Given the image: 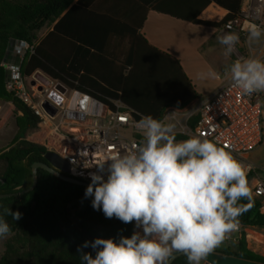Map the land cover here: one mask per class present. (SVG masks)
Listing matches in <instances>:
<instances>
[{
    "label": "trees",
    "instance_id": "trees-1",
    "mask_svg": "<svg viewBox=\"0 0 264 264\" xmlns=\"http://www.w3.org/2000/svg\"><path fill=\"white\" fill-rule=\"evenodd\" d=\"M84 1L75 5L77 0H0V64L10 60L15 46L27 43L35 47V53H27L23 60L24 76L41 71L102 102L121 101L140 121L146 116L163 121L168 110L186 111L200 99L179 62L152 47L140 34L147 4L152 0H131L144 10L141 19L106 13L109 19L102 18L97 30L106 33L62 30L63 23ZM212 3L228 11V15L220 22L199 20V15ZM152 4L161 13L221 30L239 16L243 0H193L186 14L166 10L160 2ZM91 11L98 12V4ZM54 25V30L42 37V32L50 31ZM4 103H12L18 115L15 143L0 152V195H10L32 187V166L47 163L48 151L24 139L38 126L32 112L10 92ZM198 119V115L190 119V129L195 128ZM175 137L177 141L189 138L184 134ZM85 190L40 169L35 190L0 199V217L9 224L12 235L0 264H83L78 248L85 241H118L121 236L133 234L132 223L107 218L102 210L93 209V197H85ZM238 203L247 209L237 217L239 224L264 228V214L256 200L245 197ZM6 209L20 212L21 219L13 220ZM82 250L96 254L91 246ZM216 253L264 264V257L250 251L244 239L238 241L236 252ZM174 264L189 261L183 256Z\"/></svg>",
    "mask_w": 264,
    "mask_h": 264
},
{
    "label": "clouds",
    "instance_id": "clouds-1",
    "mask_svg": "<svg viewBox=\"0 0 264 264\" xmlns=\"http://www.w3.org/2000/svg\"><path fill=\"white\" fill-rule=\"evenodd\" d=\"M247 41L264 35L251 24ZM228 58L240 43L235 32L216 37ZM244 93L264 91V62L256 58L237 59L225 70ZM199 79H218L209 69ZM176 125L151 116L139 122L142 144L123 155L114 154L96 164L85 197H93L92 207L105 217L124 223L135 222L130 237L96 238L78 248L83 264H170L175 253L187 256L189 264H200L214 248L238 227L237 217L247 209L239 205L250 198L245 166L216 143L197 136L177 141ZM110 162V163H109ZM107 179L103 173L105 164ZM13 220L20 212L5 210ZM11 234L9 224L0 217V240ZM91 246L95 256L83 252Z\"/></svg>",
    "mask_w": 264,
    "mask_h": 264
},
{
    "label": "built area",
    "instance_id": "built-area-1",
    "mask_svg": "<svg viewBox=\"0 0 264 264\" xmlns=\"http://www.w3.org/2000/svg\"><path fill=\"white\" fill-rule=\"evenodd\" d=\"M256 24L264 33V0H243L239 16L229 22L222 32H236L247 41V29ZM264 36V35H263ZM251 53L255 51L247 41ZM260 54L251 55L264 62V41ZM27 53L33 55L35 47L20 43L14 47L19 61H7L9 79L7 90L38 119L37 129L24 139L58 154L71 166V176L91 183L90 173L98 172L96 164L114 154H125L137 149L143 142L135 112L121 101L108 103L91 95L71 89L53 80L41 71L24 76L22 63ZM56 111L55 114L53 112ZM198 115L194 129L189 121ZM164 123H173L181 134L208 139L229 150L246 170V178L253 176L250 198L256 200L264 214V183L258 176L251 155L264 147V91L251 95L244 93L229 79L209 99L190 113L170 109ZM110 163V162H109ZM107 167L101 173L107 179ZM133 232L136 228L132 222ZM244 226L238 223L234 233L223 242L237 243ZM211 253H216L214 248Z\"/></svg>",
    "mask_w": 264,
    "mask_h": 264
},
{
    "label": "crops",
    "instance_id": "crops-1",
    "mask_svg": "<svg viewBox=\"0 0 264 264\" xmlns=\"http://www.w3.org/2000/svg\"><path fill=\"white\" fill-rule=\"evenodd\" d=\"M78 1L79 0H77L75 5ZM98 1L99 0H85L81 8L76 11L66 23H63L62 30L84 31V33H106V31H97L101 28L99 22L102 18L108 20L110 17L109 15L116 13L122 14L123 17L141 19L145 14L144 10L136 7L135 3L131 0H104L101 3H97ZM152 1L151 4H147L148 11L145 14V21L140 30V34L152 47L179 62L183 72L200 96V99L192 104L195 108H198L230 79V76L225 74V70L233 61L240 59V57L236 50H234L228 58L223 55L224 46L217 41L216 37L226 32H222V30L217 28L183 21V17L181 16L173 17L161 13L155 10V5L152 4L154 2H160L164 5V9L166 10H173L180 14H186L193 0ZM97 4L98 12H92V7H95V5L97 6ZM227 15L228 11L212 3L203 10L198 19L205 22H220ZM54 28L55 25L50 31H43L41 34L42 37H46ZM210 68L215 70L220 78L203 80L198 78L199 73L207 72ZM255 229H260V227H245L241 239L246 241L247 248L250 251L264 257V255H262L264 250L249 240L250 233ZM261 229L264 230V228ZM235 244L237 247V243ZM252 245L257 247V252L252 250ZM200 264L205 263L201 260Z\"/></svg>",
    "mask_w": 264,
    "mask_h": 264
},
{
    "label": "rangeland",
    "instance_id": "rangeland-1",
    "mask_svg": "<svg viewBox=\"0 0 264 264\" xmlns=\"http://www.w3.org/2000/svg\"><path fill=\"white\" fill-rule=\"evenodd\" d=\"M44 31H47L44 30ZM236 33V32H235ZM264 41V36L262 35L259 41L252 42V47L255 51L250 52L251 49L245 38L240 37V43L235 46V50L240 57V59L249 58L252 54L257 56L260 54L258 50L261 44ZM10 62L19 61L17 57L14 56V50L11 53ZM7 61H3L0 64V152L8 150L14 143L18 134L17 127V117L15 106L12 103H4L5 100L8 99V90H7V65L5 64ZM195 109V106L192 105L189 107L185 113H190ZM182 130L180 128H175V134H181ZM251 160L254 165L257 167V173L259 178L264 183V147H260L258 150L254 151L251 155ZM253 176L247 178L248 187L250 190V194L252 193V185H253ZM229 235L232 237H237L238 235L234 232H231ZM12 235L0 240V258L3 256L6 244ZM250 242L255 243L259 247L264 250V230L263 229H255L250 233ZM238 244V242H237ZM218 251H231L236 252L237 247L234 242H222L219 246L216 247ZM252 250L257 252V247L252 245ZM260 252V251H259ZM264 255V251L263 254Z\"/></svg>",
    "mask_w": 264,
    "mask_h": 264
},
{
    "label": "water",
    "instance_id": "water-1",
    "mask_svg": "<svg viewBox=\"0 0 264 264\" xmlns=\"http://www.w3.org/2000/svg\"><path fill=\"white\" fill-rule=\"evenodd\" d=\"M55 113L56 111L53 112V114ZM45 159L47 163L37 162L33 164L32 166L33 185L30 189L22 191L18 194L0 195V199H8L14 196H23L35 190L38 186V171L40 169L49 172L50 174L56 176L57 178L67 183H71L77 186H82L85 188H87V186L89 185V183H85L83 181H80L72 177L71 166L58 154L53 152H48L45 155ZM183 256L186 255H184L183 253L174 254L170 260V264H174L177 259ZM202 261L205 264H262L258 262H253L249 260H244L232 256L222 255L218 253H211V252L204 259H202Z\"/></svg>",
    "mask_w": 264,
    "mask_h": 264
},
{
    "label": "bare ground",
    "instance_id": "bare-ground-1",
    "mask_svg": "<svg viewBox=\"0 0 264 264\" xmlns=\"http://www.w3.org/2000/svg\"><path fill=\"white\" fill-rule=\"evenodd\" d=\"M253 183V182H252Z\"/></svg>",
    "mask_w": 264,
    "mask_h": 264
}]
</instances>
